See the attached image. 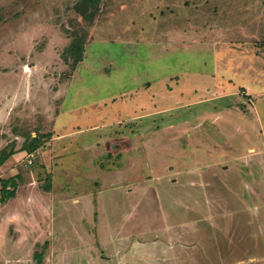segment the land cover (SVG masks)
Masks as SVG:
<instances>
[{"label":"rangeland","instance_id":"obj_1","mask_svg":"<svg viewBox=\"0 0 264 264\" xmlns=\"http://www.w3.org/2000/svg\"><path fill=\"white\" fill-rule=\"evenodd\" d=\"M40 132L61 213L1 222L0 264H264V188L220 155L264 159V0H0V158Z\"/></svg>","mask_w":264,"mask_h":264},{"label":"crops","instance_id":"obj_2","mask_svg":"<svg viewBox=\"0 0 264 264\" xmlns=\"http://www.w3.org/2000/svg\"><path fill=\"white\" fill-rule=\"evenodd\" d=\"M218 88H221L219 86H216V90ZM222 90V88H221ZM229 107V106H228ZM217 111L210 112L208 116H205V119H202L203 123H210L214 126H217L218 124H223L225 121L219 116L216 115ZM221 115V114H220ZM196 119V116H195ZM222 130V131H221ZM224 133L225 136H223L225 139L222 141H216L219 144L223 142L224 144L228 145H233L236 146L234 142H232L229 137H228V131L226 127H218L216 128V131L214 133ZM43 133V132H42ZM217 133V134H218ZM71 133H63L59 134L58 136L52 137L54 139H60L62 140L66 136H70ZM208 137L210 139L213 138V133L208 132ZM19 138H21V134H13L12 136V141L16 140L15 148H14V153H12L3 163L0 164V200L2 198V180H7L12 178L16 182V186H14L12 183H9L8 189L9 190H14L16 192L15 196L10 197L7 199L5 202H0V209H1V214L2 217L0 219L1 228L3 229L7 225H18V220L21 217V215H17L15 212L17 210H21L24 215L29 214V209H32L35 211L37 210L36 208H33L32 206V199L34 200L35 198H38V196H42L44 198L48 197L46 200H42V205L43 207L48 210V216L46 217H51L54 216V212L56 211V215H58L60 212L57 211L56 206L53 209L54 203L51 200V194L53 191L52 187L49 186L48 188L45 187V184L43 181H40L38 179V174L41 172L40 169H31L30 164H29V158H32L33 161L34 159L38 160L43 164V169L46 170L47 172H51V165H50V158L47 157V153H50L51 151H43V148H39L37 150H27V149H22L21 145H18L20 142ZM51 138V139H52ZM9 139V138H8ZM229 139V140H227ZM46 143V142H45ZM3 145V143L1 144ZM9 143L5 144V147H7ZM13 145V146H14ZM233 146H231L233 148ZM249 146H253L252 151L257 153V152H263L262 147L257 146L256 144H250ZM248 146V148H249ZM255 146V147H254ZM247 148V149H248ZM246 149V151H247ZM221 157H223L221 160H226V167L229 169L232 168V166H235L239 172L245 173L244 176L242 175V184L244 183L245 185H254L253 187L258 188L260 187L261 189L264 188V159L261 158L263 156V153H260V155H251V157H248V154L245 153L244 155H239V156H232V158H227L226 153L223 155V152H220ZM27 156V157H26ZM256 156V157H254ZM22 167V168H21ZM31 169V170H30ZM38 170V171H37ZM251 173V174H250ZM258 177L260 178L258 180ZM12 181V180H11ZM44 184V185H43ZM116 185L115 187H119V185ZM113 187V186H112ZM264 189H262V192H257L256 195H253V193L250 195V198H246L245 196L243 197L244 202L246 203L247 210L250 211V214H252L253 218L255 219L256 217L261 214V218H264V209L261 208L258 213L254 210L256 206H253L252 204H258L261 201L264 202ZM253 195V196H252ZM249 196V197H250ZM79 198H74L73 202H79ZM256 204V205H257ZM12 209L6 213L5 210L6 208ZM260 207V206H259ZM257 207V208H259ZM48 208V209H47ZM263 209V210H262ZM33 211V212H35ZM27 212V213H26ZM19 213V212H18ZM43 215V214H42ZM29 216V215H28ZM44 216V215H43ZM47 228V226H45ZM39 227L38 232L41 230H46V228ZM53 228V226H50L49 229ZM5 229V228H4ZM3 229V230H4ZM27 229V228H26ZM28 234V231H27ZM29 235V234H28ZM36 235V234H35ZM34 236V235H33ZM117 254V256H116ZM123 256V257H122ZM125 256V258H124ZM124 258V259H123ZM94 259V258H93ZM112 259L116 260L114 264H127V248L122 251V249H117L116 251L114 250V254L112 255ZM99 260V259H98Z\"/></svg>","mask_w":264,"mask_h":264},{"label":"trees","instance_id":"obj_3","mask_svg":"<svg viewBox=\"0 0 264 264\" xmlns=\"http://www.w3.org/2000/svg\"><path fill=\"white\" fill-rule=\"evenodd\" d=\"M89 1L90 0H85L86 3ZM91 1H92V4L96 7L99 5L101 0H91ZM83 15H85V17H88L91 19V18H93L94 13H92V12L83 13ZM70 51L74 55L72 64H73V66H76L82 60L83 54L85 52L84 40L83 39H74L70 45ZM48 134H50V132H48V133H41L40 132V134H36L35 137H30L29 139H27L28 138L27 137L25 139V142H23V145L21 146V148L22 149L35 150L36 148L40 147V143L42 140H44L45 138H48ZM14 144H16V140L13 141L12 147ZM14 148H15V146H14ZM14 148H12L9 152H7V151L3 152V155L0 158V164L3 163L12 153H14ZM14 180L12 178L7 179V180H5V179L2 180L3 188H2V198H1L0 202H5L10 197L15 196L16 192L14 190L8 189L9 183H12L14 186H16V182ZM40 262L41 261L39 260L38 263H40Z\"/></svg>","mask_w":264,"mask_h":264},{"label":"built area","instance_id":"obj_4","mask_svg":"<svg viewBox=\"0 0 264 264\" xmlns=\"http://www.w3.org/2000/svg\"><path fill=\"white\" fill-rule=\"evenodd\" d=\"M28 162H29V164H32L33 163V159L32 158H29V161Z\"/></svg>","mask_w":264,"mask_h":264}]
</instances>
